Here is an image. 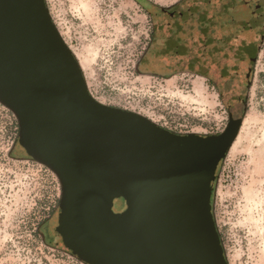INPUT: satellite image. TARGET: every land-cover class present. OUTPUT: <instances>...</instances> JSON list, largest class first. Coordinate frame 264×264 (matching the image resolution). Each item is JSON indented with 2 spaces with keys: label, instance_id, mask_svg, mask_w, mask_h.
<instances>
[{
  "label": "water",
  "instance_id": "water-1",
  "mask_svg": "<svg viewBox=\"0 0 264 264\" xmlns=\"http://www.w3.org/2000/svg\"><path fill=\"white\" fill-rule=\"evenodd\" d=\"M0 104L18 122L17 150L59 181L52 236L79 261L228 264L211 196L236 113L219 134L182 135L101 104L45 0H0Z\"/></svg>",
  "mask_w": 264,
  "mask_h": 264
},
{
  "label": "rangeland",
  "instance_id": "rangeland-1",
  "mask_svg": "<svg viewBox=\"0 0 264 264\" xmlns=\"http://www.w3.org/2000/svg\"><path fill=\"white\" fill-rule=\"evenodd\" d=\"M148 1L170 7L179 0ZM45 4L82 69L90 95L101 104L140 114L182 135L221 133L233 104L242 123L216 170L212 212L228 264H264V25L250 77L231 84L228 94L219 83L194 72L166 69L168 75L160 76L155 73L162 68L139 65L152 22L135 0ZM218 88L224 98L218 96ZM0 112L8 114L1 105ZM4 126L0 121V264H84L52 236L59 181L36 162L12 160ZM17 154L24 156L18 150ZM122 205V200H114L112 210L118 212ZM48 216V223H43Z\"/></svg>",
  "mask_w": 264,
  "mask_h": 264
},
{
  "label": "flooded vegetation",
  "instance_id": "flooded-vegetation-1",
  "mask_svg": "<svg viewBox=\"0 0 264 264\" xmlns=\"http://www.w3.org/2000/svg\"><path fill=\"white\" fill-rule=\"evenodd\" d=\"M147 8L142 6L152 26L140 66L162 68L155 73L160 76L168 75L166 69L194 72L213 84L219 83L228 94H232L231 84L242 78L248 80L250 65L258 53L259 30L264 25V0H182L170 7ZM214 69L216 77H212ZM218 96L224 98L221 88ZM237 100L242 102L239 96ZM229 107L234 108L233 104ZM232 109L227 113L228 120L235 113ZM5 110L8 114L0 112V121L5 125L7 155L12 160L35 163L17 154L18 122ZM124 208L123 203L120 211ZM48 221L49 216L43 223Z\"/></svg>",
  "mask_w": 264,
  "mask_h": 264
},
{
  "label": "trees",
  "instance_id": "trees-1",
  "mask_svg": "<svg viewBox=\"0 0 264 264\" xmlns=\"http://www.w3.org/2000/svg\"><path fill=\"white\" fill-rule=\"evenodd\" d=\"M135 2H136L138 5H140L141 7H142L143 5H145V6H152V8H157V7H158V6H156V5L152 4V3H150L148 0H135ZM178 5H180V3H179ZM178 5H176V6H178ZM176 6H174V7H176ZM58 208H59V205H58Z\"/></svg>",
  "mask_w": 264,
  "mask_h": 264
},
{
  "label": "crops",
  "instance_id": "crops-1",
  "mask_svg": "<svg viewBox=\"0 0 264 264\" xmlns=\"http://www.w3.org/2000/svg\"><path fill=\"white\" fill-rule=\"evenodd\" d=\"M180 2L182 1V0H179Z\"/></svg>",
  "mask_w": 264,
  "mask_h": 264
}]
</instances>
